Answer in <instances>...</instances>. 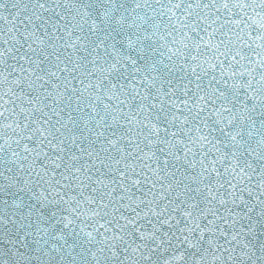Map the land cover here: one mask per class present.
<instances>
[{
  "label": "snow or ice",
  "instance_id": "obj_1",
  "mask_svg": "<svg viewBox=\"0 0 264 264\" xmlns=\"http://www.w3.org/2000/svg\"><path fill=\"white\" fill-rule=\"evenodd\" d=\"M0 156V264H264V0H0Z\"/></svg>",
  "mask_w": 264,
  "mask_h": 264
},
{
  "label": "water",
  "instance_id": "obj_2",
  "mask_svg": "<svg viewBox=\"0 0 264 264\" xmlns=\"http://www.w3.org/2000/svg\"><path fill=\"white\" fill-rule=\"evenodd\" d=\"M42 67H45V69H47L48 65H42ZM63 75V73H62ZM73 84H75L77 87H79V85L76 83V81H73ZM71 94V93H69ZM85 96H87V94H85ZM100 96H101V101L103 103H109V101H107L106 99L103 98V93H100ZM84 103H86V100L84 101ZM73 107H75V105H73ZM97 110L98 111H102L101 107H100V102H97ZM86 111V109L84 110ZM73 117L76 119V122H77V126L74 127V131L78 134V135H83L85 137H87L89 134L87 132H82L81 128L79 127V124H80V120H81V117L83 115V112H73L72 113ZM111 131H116V132H122L123 129L120 128V129H106L105 130V136H107ZM0 159H3L2 156H0Z\"/></svg>",
  "mask_w": 264,
  "mask_h": 264
}]
</instances>
